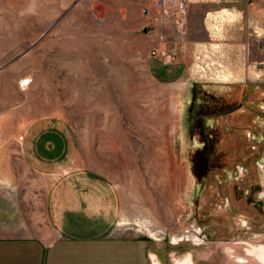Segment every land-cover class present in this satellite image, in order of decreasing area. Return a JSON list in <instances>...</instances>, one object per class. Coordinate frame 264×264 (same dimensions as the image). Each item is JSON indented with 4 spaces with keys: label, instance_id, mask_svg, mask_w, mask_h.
I'll return each instance as SVG.
<instances>
[{
    "label": "rangeland",
    "instance_id": "rangeland-1",
    "mask_svg": "<svg viewBox=\"0 0 264 264\" xmlns=\"http://www.w3.org/2000/svg\"><path fill=\"white\" fill-rule=\"evenodd\" d=\"M144 7L0 0V224L56 238L46 213L55 174L29 163L22 139L59 119L70 167L117 186L115 233L143 243L149 264H264V64L257 79H196V62L152 56L161 33ZM203 17L189 13L193 40L207 37ZM246 39L250 61L233 64L225 48L222 74L264 60V24Z\"/></svg>",
    "mask_w": 264,
    "mask_h": 264
},
{
    "label": "crops",
    "instance_id": "crops-1",
    "mask_svg": "<svg viewBox=\"0 0 264 264\" xmlns=\"http://www.w3.org/2000/svg\"><path fill=\"white\" fill-rule=\"evenodd\" d=\"M135 1L154 12L153 0ZM195 12L204 16L205 39L190 37L189 19L185 37L179 38L172 29L160 35L177 49L172 63L177 58L195 62V53L190 58L187 56L188 44L196 47L215 44L222 60L223 50L230 47L233 64L250 61V52H246V28L264 24V0H191L189 13L194 15ZM225 16H235V19L223 21ZM212 21L219 24L214 32L208 26ZM218 31L224 33V40L221 34L218 36ZM168 33H174L176 39L169 38ZM262 43L264 41L258 46H264ZM253 63L256 69L243 66L238 72L222 74L225 72L222 71L215 79L239 81L246 78V73L257 79L261 75L258 68L261 69L264 60ZM22 140L23 153L29 163L39 172L50 170L55 174L46 213L56 238H53L54 233L51 237L30 235L0 224V264H117L118 257H121L120 264H149L148 250L143 243L120 238L115 233L122 210L117 186L101 174L70 167L73 139L63 121H36Z\"/></svg>",
    "mask_w": 264,
    "mask_h": 264
},
{
    "label": "built area",
    "instance_id": "built-area-1",
    "mask_svg": "<svg viewBox=\"0 0 264 264\" xmlns=\"http://www.w3.org/2000/svg\"><path fill=\"white\" fill-rule=\"evenodd\" d=\"M190 3L191 0H153L154 12H151L148 6L143 10L148 25L154 26L160 33L172 29L179 38H182L187 34ZM151 53L166 63H172L178 52L164 36H160L159 43L154 46ZM218 53L215 44H200L196 47V67L192 71L194 78L201 79L200 75L205 74L206 70L207 75L221 71L223 60Z\"/></svg>",
    "mask_w": 264,
    "mask_h": 264
},
{
    "label": "bare ground",
    "instance_id": "bare-ground-1",
    "mask_svg": "<svg viewBox=\"0 0 264 264\" xmlns=\"http://www.w3.org/2000/svg\"><path fill=\"white\" fill-rule=\"evenodd\" d=\"M219 75L221 76V71H216L214 74L212 73V74H210V75H207V70H206V71H205V74L200 75V78H201V79H204V78H210V79L213 78V79H215V78L218 77ZM220 76H219V77H220ZM259 258H261V260L264 261V251H262V252L259 253ZM239 261H240L241 263L244 262V261L241 260V259H240ZM239 261H238V262H239Z\"/></svg>",
    "mask_w": 264,
    "mask_h": 264
},
{
    "label": "flooded vegetation",
    "instance_id": "flooded-vegetation-1",
    "mask_svg": "<svg viewBox=\"0 0 264 264\" xmlns=\"http://www.w3.org/2000/svg\"><path fill=\"white\" fill-rule=\"evenodd\" d=\"M264 45V43H262Z\"/></svg>",
    "mask_w": 264,
    "mask_h": 264
}]
</instances>
